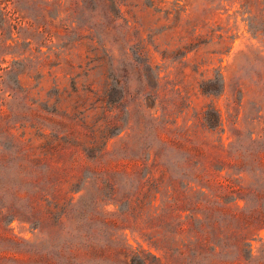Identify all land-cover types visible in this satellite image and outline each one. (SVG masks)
I'll list each match as a JSON object with an SVG mask.
<instances>
[{"label":"rangeland","instance_id":"1","mask_svg":"<svg viewBox=\"0 0 264 264\" xmlns=\"http://www.w3.org/2000/svg\"><path fill=\"white\" fill-rule=\"evenodd\" d=\"M75 1L0 0V152L5 155L12 148L6 129L33 147L46 142L52 127L49 119L54 116L50 110L55 105L60 112L77 114L84 125H93V134L80 128L82 142L93 141L96 146L106 142L107 150L113 151L125 136V130L116 135V131L104 129L108 117H103V112L114 115L104 111L99 99L107 66L89 69L97 63L91 59L103 54L96 41L97 31L103 23H112L106 19L103 3L77 0V6ZM107 6L111 12L119 9L120 25L114 27V35L126 51L140 41L160 74L159 83L150 84L157 89L155 99L147 100L152 113L176 130L169 133L181 136L178 139L185 147H202L205 156L198 161L206 164L211 179L221 180L226 170L217 169L235 163L239 153L245 164L250 163L251 152L264 154V0H108ZM26 22L32 23L31 31L20 30ZM88 27H94V32ZM94 47H98L96 53ZM130 89L138 92L141 86L132 79ZM29 107L47 118L31 117ZM212 108L222 120V126L215 129L204 122L205 112ZM125 119L126 115L121 125ZM157 129L164 131L160 124ZM130 135L135 136V131ZM190 155L184 149L163 148L157 160L165 171L162 192L155 193L153 186L147 189L145 185L136 207L134 201L127 207L129 194L122 185L117 197L120 202L112 200L105 205L116 223L109 231L132 248L150 251L162 264H264V229H244L222 218L219 210L212 212L223 220L213 255L205 251L197 259L193 245L183 246L186 238L181 241L170 234L172 216L161 215V202L171 192L167 186L171 179L179 189L189 179L186 162L197 160ZM41 170L45 173L44 167ZM144 173L141 170V175ZM234 173L232 177L246 184L236 170ZM68 187L65 184L62 191L67 197ZM81 193L74 195L75 200ZM230 199L211 200L225 212H237L244 206L243 200ZM2 213L0 235L5 239H0V264H48L46 260L62 264L60 248L66 252L68 243H80L88 227L79 208L62 214L63 225H52L56 215L49 218L43 214L40 227L27 221V214L15 212L12 217L11 211ZM83 264L125 263L122 257H115L93 258Z\"/></svg>","mask_w":264,"mask_h":264},{"label":"trees","instance_id":"2","mask_svg":"<svg viewBox=\"0 0 264 264\" xmlns=\"http://www.w3.org/2000/svg\"><path fill=\"white\" fill-rule=\"evenodd\" d=\"M24 1L31 3L34 0ZM80 1L84 3V0ZM95 1L104 4L106 19L112 25L103 23L102 29L97 31L99 37H96V41L103 54L91 59L90 62L97 63L89 69L107 66L105 86L99 99L104 111H113L114 115L103 112V117L110 119H104V129L114 130L116 135L125 130V136L113 151L107 150L106 142L101 146H96L93 141L82 142L79 139L80 128H86L93 134V125H84L85 121L77 114L69 115L65 111H58L56 105L50 110L54 114L49 119L52 127L50 136L47 137L50 138L38 147L15 138L6 129L12 148L6 151L7 155L3 150L0 152V217L3 216V211H11L12 217L16 216L15 212H20L29 216L27 221L40 227L43 214H48L49 218L56 215L55 220L52 218L56 221L52 225H63L65 221L62 214L66 215L72 209L79 208L86 216L87 231L82 235L80 243H68L66 252L60 248L58 257H63L62 264H83L93 258L113 260L115 257H122L125 264H162L150 251L132 248L121 241L115 232L109 231L116 228V223L110 217L111 213L105 210V205L112 200L120 202L121 198L117 197L122 185L129 194L126 195L127 207L132 201L136 203L134 207L139 205V194L145 185L147 189L153 186L155 193H161L165 171L160 169L157 160L163 148L172 147L184 149L197 160L192 162L188 159L186 162L189 179L183 183L182 189H179L174 180H170L167 186L171 187V192L161 202V215L172 216L170 234L181 241L186 238L183 246L193 245L196 248L195 258H202L205 251L211 255L216 253L215 242L221 230L219 222L223 220L212 213L214 209L219 210L222 218L227 217L244 229H264V154L260 151L251 152L248 157L252 159L245 164L239 153L235 163H228L227 167L222 165L217 169L219 172L226 170L221 180L211 179L206 164L198 161L205 156L202 147H185L178 139L181 136L173 137L169 133L176 130L168 128L166 122L159 120L152 113V106L147 104L149 98L155 99L157 89L151 88L150 84L152 81L158 84L160 74L152 66L145 46L137 41L131 46L130 52L126 51L121 39L114 35V27L120 25L119 9L111 12L107 6L108 0ZM75 3L80 5L77 0ZM32 28V23L26 22L20 30L31 31ZM88 29L91 33L94 32V27ZM94 38L93 34L91 40ZM92 50L96 53L98 47ZM11 70L10 68L9 71ZM132 79L141 86L140 91L130 89ZM203 90L211 93L210 89L203 87ZM34 109L29 107L31 117L47 118L41 112H34ZM124 115L126 121L121 125L120 120ZM204 122L212 129L222 126L221 115L213 108L205 112ZM159 124L165 133L157 129ZM131 131H135V136L130 135ZM254 141L259 143L258 140ZM41 167L45 168V173H42ZM229 169L233 172L228 173ZM141 170H145L143 175ZM235 170L246 184H240L237 178L232 177ZM54 173H57L56 177ZM65 184L69 186L65 192L70 194L69 197L62 194ZM81 191L83 193L75 200L74 195ZM229 196L233 202L243 200L244 206L237 212H225L215 207V201L211 200L213 197L225 199ZM42 202L46 203V207L41 208ZM184 211L189 213L183 217L181 213ZM36 213L41 218H34ZM0 239L5 237L0 235ZM46 263L52 264L50 260H46Z\"/></svg>","mask_w":264,"mask_h":264}]
</instances>
